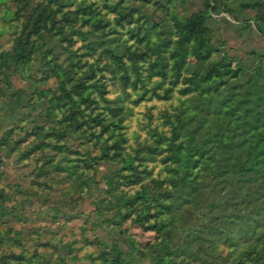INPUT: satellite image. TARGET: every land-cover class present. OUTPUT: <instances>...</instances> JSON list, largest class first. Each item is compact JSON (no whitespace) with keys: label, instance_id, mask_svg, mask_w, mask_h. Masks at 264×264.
<instances>
[{"label":"rangeland","instance_id":"1","mask_svg":"<svg viewBox=\"0 0 264 264\" xmlns=\"http://www.w3.org/2000/svg\"><path fill=\"white\" fill-rule=\"evenodd\" d=\"M183 24H203L213 59L226 64L202 86L227 90L247 73H264V0H0V61L9 63L21 37L29 56L6 73L0 69V264H120L114 248L126 264L174 261L155 245L169 227L149 226L168 216L167 207L153 199L143 223L145 210L118 204L108 190L115 165L92 158L99 149L79 135L53 132L65 106L44 68L58 57L76 80L94 84L97 101L88 112L105 114L103 122L114 118L106 106L123 105L120 123L105 134L121 141L123 153H135L170 136L183 99L196 94L187 79L195 59ZM170 152H140L120 188H141L138 169L155 193L173 192L172 179L155 183L171 178L166 167L174 164L164 159ZM201 217L191 214L174 242L198 231ZM232 250L213 247L211 263L189 262L239 264Z\"/></svg>","mask_w":264,"mask_h":264},{"label":"trees","instance_id":"2","mask_svg":"<svg viewBox=\"0 0 264 264\" xmlns=\"http://www.w3.org/2000/svg\"><path fill=\"white\" fill-rule=\"evenodd\" d=\"M204 29L203 24L182 25L183 38L190 41L195 59L187 79L196 94L183 99L170 136L159 135L156 143L139 145L135 153H123L121 141L111 140L105 131L120 123L124 106H106L114 118L119 117L118 122L114 118L103 122L105 114L88 112L97 101L91 88L94 84L76 80L71 65L58 57L51 58L44 68L56 78L60 91L56 97L65 106V114L53 132L79 135L82 142H91L99 149L92 158L115 165L107 174L108 190L118 204L145 210L143 223L149 220L153 199L158 201L156 205L167 207L166 218L149 224L159 229L169 227L168 233L155 242L160 254L175 258L163 264H190L189 261L195 260L211 263L210 248L219 246L232 247L231 253L236 254L239 264H264V73H247L244 81L234 82L227 90L219 91L218 84L210 88L202 86L214 74L223 73L226 65L213 59L214 47L206 40ZM23 41L21 37L18 43L21 47L9 53V63H5L6 57L0 61L2 71L28 59ZM114 57L121 61L120 55ZM123 75L128 81L127 71ZM208 90L213 92L208 94ZM165 141L167 144L159 148ZM161 149L171 151L164 159L174 165L166 167L172 172L171 178H158L155 183L167 186V180L172 179L176 189L155 193L137 169L134 181L142 182L141 188L122 190L120 184L131 178L132 172L129 174L128 170L138 167L135 160L140 158V152L154 154ZM195 213L202 216L196 225L199 230H192L193 235L184 238L181 244L174 242L179 226ZM202 251L199 257L198 252ZM113 252V259L126 264L120 248H114Z\"/></svg>","mask_w":264,"mask_h":264}]
</instances>
